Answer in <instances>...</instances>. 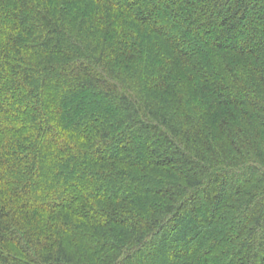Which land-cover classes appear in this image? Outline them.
<instances>
[{
	"label": "trees",
	"instance_id": "16d2710c",
	"mask_svg": "<svg viewBox=\"0 0 264 264\" xmlns=\"http://www.w3.org/2000/svg\"><path fill=\"white\" fill-rule=\"evenodd\" d=\"M0 264H264V0H0Z\"/></svg>",
	"mask_w": 264,
	"mask_h": 264
}]
</instances>
